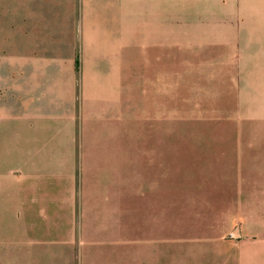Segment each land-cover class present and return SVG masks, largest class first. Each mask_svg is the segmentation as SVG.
Wrapping results in <instances>:
<instances>
[{"label":"crops","instance_id":"1","mask_svg":"<svg viewBox=\"0 0 264 264\" xmlns=\"http://www.w3.org/2000/svg\"><path fill=\"white\" fill-rule=\"evenodd\" d=\"M10 5L28 14L0 50V264H71L76 244L43 235L123 225L131 109L144 207L168 184L171 219L203 213L235 235L218 264H264V0Z\"/></svg>","mask_w":264,"mask_h":264},{"label":"rangeland","instance_id":"2","mask_svg":"<svg viewBox=\"0 0 264 264\" xmlns=\"http://www.w3.org/2000/svg\"><path fill=\"white\" fill-rule=\"evenodd\" d=\"M14 1L16 0H0V50H10L11 44L7 41L10 38V26L21 17L26 19L28 14V11L11 7L10 2ZM173 128L201 129L219 126L178 123ZM128 129L130 197L123 225L120 216L116 217L115 214L91 219L82 217L76 219V222H81V226L76 225L74 234L43 235L44 239L48 237L49 241L75 243L76 251L73 252L71 264H218L221 258L232 257L234 246L231 241L234 242L235 235L226 230L221 219L210 226L206 221L210 219L209 216H203L202 213L199 217L180 210L175 218H170L169 209L162 204L170 198L168 184L162 185V200L156 202L155 210H150L153 203H146L145 208V203L139 201L137 152L138 147L144 145L147 139L141 134L144 128L139 125L136 111L132 109ZM216 149L223 152L227 147L218 146ZM118 214L120 215V211ZM259 221L260 224L252 227L253 230L256 229L253 234L264 237V212ZM77 244L81 245V250Z\"/></svg>","mask_w":264,"mask_h":264}]
</instances>
